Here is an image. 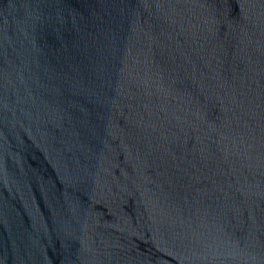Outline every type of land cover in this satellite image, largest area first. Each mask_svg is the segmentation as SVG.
Segmentation results:
<instances>
[{"label":"water","instance_id":"95a60500","mask_svg":"<svg viewBox=\"0 0 264 264\" xmlns=\"http://www.w3.org/2000/svg\"><path fill=\"white\" fill-rule=\"evenodd\" d=\"M0 264H264V0H0Z\"/></svg>","mask_w":264,"mask_h":264}]
</instances>
